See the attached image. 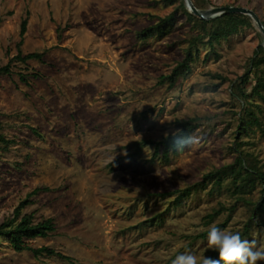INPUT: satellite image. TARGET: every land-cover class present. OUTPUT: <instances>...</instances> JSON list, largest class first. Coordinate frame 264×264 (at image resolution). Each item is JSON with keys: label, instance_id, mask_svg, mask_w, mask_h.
I'll list each match as a JSON object with an SVG mask.
<instances>
[{"label": "rangeland", "instance_id": "rangeland-1", "mask_svg": "<svg viewBox=\"0 0 264 264\" xmlns=\"http://www.w3.org/2000/svg\"><path fill=\"white\" fill-rule=\"evenodd\" d=\"M208 1L202 9L239 5L264 18V0ZM178 3L0 0V66L17 54L27 15L24 53L47 49L42 61L18 62L11 76H0V134L8 141L0 140V225L30 192L48 187L31 197L24 212L35 211L36 221L52 217L56 230L30 244L70 257L19 252L0 235V264H173L178 255L191 253L200 261L212 250L208 234L199 235L222 223L227 212L208 225L203 217L221 203H235L234 196L205 190L175 207L174 196L158 194L232 162L235 142L264 164V88L261 97L252 94V82L247 85L260 126L238 133L235 113L242 104L230 84L244 74L262 38L253 22L217 44L220 57L206 62L209 46L200 45L188 78L172 88L158 84L183 58L185 39L198 31L180 10L165 37L139 40L135 32ZM261 69L264 77V65ZM195 115L206 120L169 164L151 159V145L137 148L138 141L174 133L176 119ZM248 217L239 204L220 229L237 233ZM259 219L263 224L246 238L258 247L264 246V215Z\"/></svg>", "mask_w": 264, "mask_h": 264}, {"label": "trees", "instance_id": "trees-1", "mask_svg": "<svg viewBox=\"0 0 264 264\" xmlns=\"http://www.w3.org/2000/svg\"><path fill=\"white\" fill-rule=\"evenodd\" d=\"M163 2L165 4L179 3L175 5L169 14L158 16V20L155 23L136 31L135 35L139 40H147L154 36L162 38L168 35L176 24L177 15L180 10H183L192 27L198 31L196 35L185 39L186 46L184 47L183 58L175 62L169 73L161 74L158 77V84L167 83L168 87L171 88L180 79H186L190 76L193 64L200 59V45L209 46V50L204 55V62L208 61L211 56L218 59L220 53L216 50L217 44L229 39L230 36L240 32L242 29L254 26L252 18L242 13H227L214 18L201 19L189 11L184 0H163ZM193 3L197 8L202 9L208 6L209 1L193 0ZM27 14H29V11ZM261 20L264 24V18H261ZM27 27L28 15L21 21L17 54L13 56L8 55V62L0 66V76H11L13 74V65L18 62L26 63L29 60L42 61L44 59L47 49L24 53L22 45ZM60 31L61 29L58 28L59 37H61ZM258 34L262 38V41L248 58L246 71L237 79L230 80L232 95L238 98L242 104L241 110L235 113L238 115V120L240 121L238 133L241 131L247 132L248 129H252L254 126H260L259 116L252 108L251 105L253 103L249 100L250 94L246 91L247 85L252 82V94L263 97L264 77L261 76V66L264 65V36L260 31ZM19 75L22 80H25L26 76L23 73H19ZM222 80H227V78L224 77ZM254 106L258 107V105ZM205 120L206 117L200 115L187 119H176L175 126L177 130L174 133L168 134L160 140L138 141L136 142L137 148L140 149L143 146L151 145L153 147L151 159L169 164L172 160V155H178L180 148ZM0 140L8 142L2 134H0ZM233 145V152L237 154L232 162L220 167H214L204 174L203 179L199 181L188 184L180 189L159 193L158 195L164 197L174 196L171 204L178 207L186 199L201 191L207 190L208 194L214 195L222 194L224 190H228L234 196L235 203L229 206L221 203L218 207L212 208V211L203 217L204 222L208 225L223 212H227L226 219L216 226L218 228L223 227L230 220L237 206L242 204L246 207L249 217L243 228L237 233L240 234L242 239L246 240L250 236L253 226L263 224L259 218L264 215V164L252 152L242 150L240 148L241 143L235 142ZM258 186H261L260 196L258 199L253 200L251 195ZM43 190L46 191L49 188L37 187L27 195L25 200L16 206L12 217L7 218L0 225V235L6 236L12 247L19 252L31 251L36 257L57 255L61 259L69 260V256L49 246L34 247L30 244L31 240L46 238L56 230V224L52 217H45L36 221L35 211L24 212L33 202L31 197ZM208 233L207 230L199 236L205 237ZM206 257L219 260V253L217 250L212 249Z\"/></svg>", "mask_w": 264, "mask_h": 264}, {"label": "clouds", "instance_id": "clouds-1", "mask_svg": "<svg viewBox=\"0 0 264 264\" xmlns=\"http://www.w3.org/2000/svg\"><path fill=\"white\" fill-rule=\"evenodd\" d=\"M208 246L219 253V260L205 257L198 261L194 254L178 255L173 264H257L264 261V246H257L255 240L241 238L239 233H231L212 226L208 233Z\"/></svg>", "mask_w": 264, "mask_h": 264}, {"label": "water", "instance_id": "water-1", "mask_svg": "<svg viewBox=\"0 0 264 264\" xmlns=\"http://www.w3.org/2000/svg\"><path fill=\"white\" fill-rule=\"evenodd\" d=\"M184 1L189 11L195 14L196 16L200 17L201 19L214 18L227 13H242L248 15L257 25L260 32L264 35V24L260 16L257 14V12L251 8L245 6H239V5H226V6L210 7L207 9H199L195 6L193 0H184Z\"/></svg>", "mask_w": 264, "mask_h": 264}]
</instances>
